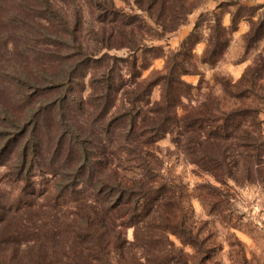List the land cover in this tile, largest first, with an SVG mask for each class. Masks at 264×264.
I'll return each mask as SVG.
<instances>
[{"label":"trees","instance_id":"16d2710c","mask_svg":"<svg viewBox=\"0 0 264 264\" xmlns=\"http://www.w3.org/2000/svg\"><path fill=\"white\" fill-rule=\"evenodd\" d=\"M134 1L162 27L161 36L192 11L183 0ZM54 2L28 6L35 43L48 46L34 52L45 61L26 79L17 106L0 101V264H206L211 249L188 222L184 190L163 175L157 143L170 135L187 162L214 178L220 186L204 184L203 202L208 214L221 215L222 187L230 181L264 183V120L246 106L184 103L195 88L183 78L192 73L186 46L194 34L166 55L163 70L144 77L147 59L162 50L144 42V16L125 13L114 0H88V44L78 11L71 23ZM214 16L202 58L211 64L229 43ZM43 29L53 41L41 40ZM251 31L264 35V10ZM156 87L159 99L152 96Z\"/></svg>","mask_w":264,"mask_h":264},{"label":"rangeland","instance_id":"374dc122","mask_svg":"<svg viewBox=\"0 0 264 264\" xmlns=\"http://www.w3.org/2000/svg\"><path fill=\"white\" fill-rule=\"evenodd\" d=\"M34 1L0 0V101L3 104L17 106L18 94L28 92L26 79L32 78L35 67L44 60L34 49L48 47L35 43L36 35L31 22L36 23V20L28 8ZM183 1L192 11L176 31L161 36L162 27L145 16L134 0H114L115 6L125 13L146 18L144 42L162 49L160 57L147 59L150 67L144 71V77L155 70H163L166 55L180 49L192 33L195 38L186 46L192 55V73L183 78L195 88L184 103L198 107L213 102L225 111L246 106L256 109L264 120V35L255 37L251 31L264 10V0ZM53 4L62 15L67 13L71 23L78 11L82 20L83 40L92 44L90 28L94 23V13L88 0H77V6L69 7L62 6L59 0ZM214 13L226 28L228 33L223 34L222 38H228L229 43L223 54L218 53L215 63L211 64L203 62L202 58L211 29L215 26ZM234 15L237 16L238 28L231 31ZM50 33L43 29L38 35L43 42H49L53 41ZM108 53L126 57L128 50L111 49ZM82 74H85L84 71ZM88 80V75L82 80L86 84L85 95L90 90ZM238 92L243 93L242 98L232 96ZM152 96L153 99L160 98L159 87L154 89ZM175 149L170 135L159 140L157 150L163 160L161 170L167 179L180 184L186 194L188 222L195 231H199L201 237L206 238L207 246L211 249L212 258L206 264H264V183L237 185L230 181L228 186L222 187L226 196L222 214H208L203 202L206 190L202 186L207 183L219 184L212 176L187 162ZM133 235V228H130L127 231L128 239L132 240ZM172 239L180 245L176 237L172 236ZM186 250L195 254L190 247Z\"/></svg>","mask_w":264,"mask_h":264}]
</instances>
